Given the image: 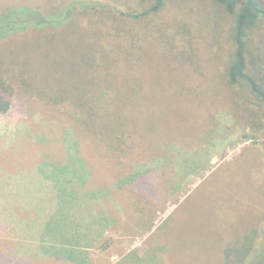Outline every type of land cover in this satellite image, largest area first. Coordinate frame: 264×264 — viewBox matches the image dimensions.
<instances>
[{"label":"rangeland","instance_id":"rangeland-1","mask_svg":"<svg viewBox=\"0 0 264 264\" xmlns=\"http://www.w3.org/2000/svg\"><path fill=\"white\" fill-rule=\"evenodd\" d=\"M54 1L0 0V13L27 7L46 16ZM90 1L109 5L116 14L108 20L109 27L122 25L117 13L127 11L126 0ZM175 5H166L164 11L145 22L127 24L128 40L122 38V30L119 36L111 30L110 36L103 34L108 39L102 38L97 45L98 51L105 45L116 53L119 44L131 43L137 52L146 44L149 51L166 58L161 67L152 66L147 59L148 70L137 78L155 98L164 92L171 94L186 81L190 86L199 82L195 66L182 71L179 65L177 70L168 53L175 57L186 50L196 65L202 59L212 61L216 51L209 43L211 23H207L206 15L195 6ZM98 16L101 14L93 20ZM60 51L61 47L45 36L26 37L4 46L0 58L24 68L46 93L59 95L64 91L76 99L80 91L88 98L106 92L111 103L122 100L114 82L99 72L83 70L87 73L83 82L62 79L56 72ZM220 71L217 67L211 70L218 82ZM126 80L130 82V77ZM155 98L152 101L158 103ZM182 101L165 98L162 105L180 107ZM23 103L21 100L16 109L0 117V238H12L10 230L5 231V220L31 224L44 214L46 238L54 240V247L59 245V254L81 264L88 260L79 249L93 240L96 232H106L101 244L104 264H140V260L154 264L155 259L162 264H264V131L259 135L263 137H253L250 128L244 127V122L240 125L232 115L233 105L226 108L212 99L200 115L195 112L196 101L189 110H175L179 126L165 131L164 140L170 143L159 154L161 159L169 154V163L157 168L159 171L146 169L139 175L142 184L138 188L136 182L120 190V179L136 171L138 160L130 154L107 159L102 150L84 152L80 148L69 153L59 147L60 142L65 148L63 137L59 142L55 138V147L46 150L41 137L53 139L42 133L36 136L34 130L36 126L42 129L50 118L41 105ZM58 117L63 121L60 129L70 126L67 117ZM247 135L254 139H246ZM158 137L148 135V139ZM79 156L86 164H73ZM118 162L125 165L117 167ZM70 168L76 171V179L70 177ZM85 177L87 183L83 182ZM248 236L252 240L242 245ZM18 247L21 256L23 249ZM236 247L244 251L227 252ZM250 248L253 251L248 257L245 251ZM16 251L12 243L0 239V264L15 260Z\"/></svg>","mask_w":264,"mask_h":264},{"label":"trees","instance_id":"trees-1","mask_svg":"<svg viewBox=\"0 0 264 264\" xmlns=\"http://www.w3.org/2000/svg\"><path fill=\"white\" fill-rule=\"evenodd\" d=\"M55 1L46 16L40 10L34 9L37 12H32V8L27 7H14L1 12L0 51L16 40L45 36L61 47L56 72L62 79L83 82L87 75L83 74V70L99 72L114 82L122 100L111 103L106 92L102 96L88 98L80 91L76 99L73 94L64 91L59 95L51 91L46 93L24 68L0 58V117L16 109L21 100L28 106L33 103L41 105L50 119L44 121L42 129L36 126L34 132L36 136L41 137L42 133V136L53 139L41 137L46 150L55 147V138L59 142V137H63L65 148L60 142L59 147L69 153H76L80 148L84 152L102 150L107 154V159H122L130 154L133 160H138V168L130 176L120 179L121 190L132 187L136 182L138 188L142 184L139 183V175L146 169L159 171L157 168L162 169L169 163V154L166 158H159V154L164 152L162 147L170 143L164 140L165 131L177 129L179 120L175 110H189L192 101L197 102L195 112L198 115L203 107L206 109L208 102L212 103V99L226 108L233 105L231 113L239 124L243 125L244 122V127L250 128L253 137H263L259 135L264 131V0H126L127 11L117 13V18L123 21L122 25L114 24L112 27H109L108 20L116 14L109 5L105 7L100 2L90 0ZM174 2L176 5L195 6L202 15H206L207 23H211L209 43L216 51L212 61L202 59L196 65L193 56L187 55L186 50L175 57L168 53L171 65L177 70L179 65L182 71L184 67L195 66L194 73L199 82L190 86L186 81L169 96L165 92L162 96L158 95V103H155L152 101L155 94L140 85L137 78L141 72L148 70L147 59L152 66L159 67L166 63V58L149 51L146 44L138 52L131 43L119 44L116 53L105 45L98 51L97 45L102 38L108 39L111 30L117 36L122 30V38L128 40L129 24L150 20L164 11L166 5ZM98 14L101 16L93 20ZM104 33L107 36H103ZM226 44L227 48L224 47ZM213 67L222 71L219 82L211 73ZM127 77H130V82L126 80ZM165 98L184 101L180 107L169 108L162 105ZM57 115L67 117L70 126L60 129L63 121ZM148 135L160 137L148 139ZM252 136L247 135L246 139L253 140ZM84 160L83 156H79L73 164H86ZM142 161L145 163H139ZM115 165L123 167L125 164L118 162ZM69 171L70 177L76 179V171L71 168ZM84 179L83 182L87 183V177ZM250 240L251 236L245 237L241 244ZM236 248L227 252L244 251ZM252 251V248L245 251L249 252L248 257ZM153 257L155 259V255ZM154 261V264H162L156 259ZM139 263L145 262L140 260Z\"/></svg>","mask_w":264,"mask_h":264},{"label":"crops","instance_id":"crops-1","mask_svg":"<svg viewBox=\"0 0 264 264\" xmlns=\"http://www.w3.org/2000/svg\"><path fill=\"white\" fill-rule=\"evenodd\" d=\"M32 216H37V213H33ZM46 216L40 214L35 218L36 222L31 224L21 222L20 220L15 224L12 219L4 221L3 224L7 228L5 231L10 230L12 238L0 239L3 242L12 243L15 251L19 249L18 246L23 249L21 256L16 251L15 260L10 261L8 264H81L74 258L64 257L59 254V245L58 247H54V240L46 238L48 235L46 230L47 224L45 222ZM32 220L30 219L28 222H32ZM106 230L107 228L103 227L102 231L105 232ZM104 234L106 232H96L93 240L89 239L90 242L88 241L86 245H81L82 247L79 251L85 253L86 260H88L87 263L83 261L84 263L104 264L106 260L105 251L101 245ZM75 249L77 250V248Z\"/></svg>","mask_w":264,"mask_h":264}]
</instances>
